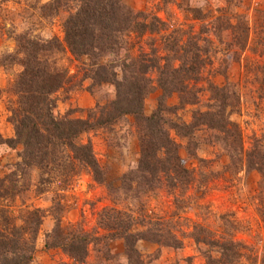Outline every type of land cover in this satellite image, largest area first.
Returning a JSON list of instances; mask_svg holds the SVG:
<instances>
[{"label": "trees", "instance_id": "1", "mask_svg": "<svg viewBox=\"0 0 264 264\" xmlns=\"http://www.w3.org/2000/svg\"><path fill=\"white\" fill-rule=\"evenodd\" d=\"M43 8H50L52 15L68 10L63 23L64 36L63 39L32 37L27 33L17 36L18 50L14 57L23 70L11 84V91L17 97L10 117L15 136L5 139L0 133V145L22 147L17 170L39 173L38 193H45L50 183H58L63 188L61 184L73 182L81 172L89 171L95 181L108 187L114 201V205L104 208L99 216L98 224L104 234L91 235L80 224L64 227L57 219L53 230L46 235V249H61L75 262L83 263L92 244L102 243L108 250L111 242L121 240L130 264H142V255L137 249L139 241L183 248L184 239L177 235L182 232L178 221L174 224L161 221L147 212L144 203L136 209L119 207L122 198H138L139 193L149 194L161 188L173 197V217L190 207L187 192L198 183L199 174L185 165L180 155L181 145L172 132L187 139L188 154L196 156L199 144L194 139L195 133L202 128L216 130L230 157L228 170H254L264 180V145L256 140L254 149L245 150L240 126L228 117L239 111L240 92L234 83L219 85L204 77L207 65L201 60V52L207 50L199 46L190 49L169 40L164 43L162 57L158 53L150 57L151 53L141 47L136 54L131 52L127 42L130 35L140 38L160 33L164 23L135 12L121 0H54ZM224 27L226 30L238 28L230 23ZM239 28L238 34L245 38L242 54L249 51L264 56V44L249 46V24L242 20ZM64 49L76 59L90 58L91 79L95 86L111 84L116 89L115 98L90 109L86 119L55 114V95L69 79L66 69L49 57ZM122 50L126 52L124 55ZM229 68L230 65L221 66L226 80ZM245 68L251 72L248 64ZM152 73H158L156 80L151 77ZM261 73L263 78L253 83L264 91V66ZM156 86L161 95L157 108L148 116L145 102ZM175 94L179 97V105L172 108L168 101ZM204 96L209 97L208 102L203 103ZM185 108H191L189 122L180 117L170 118L171 114L176 116V110ZM129 116L135 121L140 158L137 166L125 173L120 178V185L115 187L107 181L92 141L84 142L83 137ZM14 176L18 177V173ZM203 181L207 182L208 177L205 176ZM7 195L5 192L0 194V203ZM27 207L18 220L8 210L0 209V264H30L34 258L46 212ZM262 214L264 218V212ZM53 215L55 217V212ZM221 219L224 222L219 236H213L202 223L192 222L185 226L192 230L189 236L198 245L206 263L264 264V259L258 263V258L250 255L252 247L235 239L233 222L227 216H221Z\"/></svg>", "mask_w": 264, "mask_h": 264}, {"label": "rangeland", "instance_id": "2", "mask_svg": "<svg viewBox=\"0 0 264 264\" xmlns=\"http://www.w3.org/2000/svg\"><path fill=\"white\" fill-rule=\"evenodd\" d=\"M53 1L0 0V133L5 139L15 136L10 117L17 97L11 91V84L23 70L19 60L14 57L18 50L17 36L27 33L32 37L50 39L56 36L63 39V23L68 17V10L63 9L57 15H52L50 8L44 9L43 6ZM121 1L135 12L144 13L164 23L160 33L140 38L130 35L126 40L131 52L135 51L136 54L141 47L146 53H151L150 57L157 53L162 57L165 52L164 43L169 40L185 44L190 49L199 46L207 50L201 52V60L207 65L204 77L219 85L234 83L240 92L239 111L230 113L228 117L240 126L245 150L254 149L256 140L264 145V98H261L264 97V91L253 83L263 78L261 67L264 66V56L249 51L242 54L245 38L241 33L238 34L244 20L251 28L249 46L260 47L264 44V0ZM228 23L238 28L226 30L224 26ZM232 33L234 41L231 39ZM125 53L122 50V54ZM49 60L66 69L69 79V83L55 95L56 115L69 114L72 118L86 119L90 109L115 98L116 89L113 85H94L91 79L92 62L88 56L76 59L64 49L63 52L53 53ZM247 64L252 73L246 70ZM229 65L226 80L221 66ZM151 77L156 80L158 73H152ZM160 95L161 91L156 86L146 99V115H151L157 108ZM208 99V96H204L203 103L208 102ZM203 103L201 105L204 109ZM178 105L179 97L175 94L169 99L168 106L173 108ZM190 115L191 108H185L176 110V116L171 114L170 118L175 120L180 117L182 121L189 122ZM220 135L212 129L198 130L194 139L199 148L196 156H192L186 150L187 139L177 137L172 132L173 138L181 145L180 155L185 165L199 174L198 183L187 192L190 207L186 211L178 216L171 215L175 212L173 197L164 188L149 194L139 193L138 198L119 200V207L127 209H136L144 203L149 214L152 213L163 222L174 224L178 221L179 230H182L177 232L184 239V247L181 249L139 241L137 249L142 255V264H207L198 245L189 236L192 230L185 226L192 222L202 223L213 236H219L224 222L221 216H227L235 225L232 230L236 233L235 239L252 247L250 255L257 257L258 263L264 259V180L254 170H228L230 157ZM88 139L93 143L95 155L106 173L107 181L118 187L120 178L137 166L140 158L133 117H126L112 126L92 131L83 137L84 142ZM22 150L20 146L12 148L7 143L0 145V194H8L1 201L0 209L8 210L17 220L27 210V206L46 212L30 264H130L121 240L111 242L108 250L102 243L92 244L83 263L75 262L61 249H46V235L53 230L57 219H60L64 227L80 224L91 235L104 234L98 224L99 216L104 208L113 206L114 201L108 187L95 181L89 171L81 172L72 183L61 184L63 188L58 183H50L45 193H38L39 173L17 170ZM16 173L18 177L14 176ZM205 176L208 177L207 182L203 181ZM57 202L60 204L57 205Z\"/></svg>", "mask_w": 264, "mask_h": 264}]
</instances>
